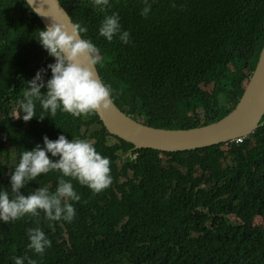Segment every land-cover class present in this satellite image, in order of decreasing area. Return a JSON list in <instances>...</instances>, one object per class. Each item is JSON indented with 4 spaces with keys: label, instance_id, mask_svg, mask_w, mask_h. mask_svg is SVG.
<instances>
[{
    "label": "trees",
    "instance_id": "16d2710c",
    "mask_svg": "<svg viewBox=\"0 0 264 264\" xmlns=\"http://www.w3.org/2000/svg\"><path fill=\"white\" fill-rule=\"evenodd\" d=\"M58 1L73 24L88 28L81 37L100 49L95 67L111 86L113 103L152 128L187 130L224 118L264 44V0H147V17L145 0H109L104 12L92 0ZM113 13L130 43L99 35ZM42 30L25 1L0 0V191L11 195L10 175L23 151L60 135L91 139L110 159L112 184L94 194L63 177L81 197L62 201L75 208L71 223L48 221L43 213L0 221V264L24 256L36 264H264V125L226 151L216 145L161 154L121 140L108 145L112 136L96 114L51 116L36 101V117L14 120L9 113L36 73L45 69V83L52 75L47 66L56 61L36 40ZM120 152L134 157L116 165ZM61 177L42 174L21 193L54 192ZM36 227L51 241L43 255L27 247V230Z\"/></svg>",
    "mask_w": 264,
    "mask_h": 264
},
{
    "label": "clouds",
    "instance_id": "9594fccd",
    "mask_svg": "<svg viewBox=\"0 0 264 264\" xmlns=\"http://www.w3.org/2000/svg\"><path fill=\"white\" fill-rule=\"evenodd\" d=\"M33 3L34 0H26V6L35 11L32 7ZM92 4L100 12H104L109 6V0H92ZM145 5L141 15L147 17L151 5L147 0ZM35 12L46 16L38 11ZM52 18L54 22L46 29L42 25L44 30L39 31L36 39L56 61L47 66L51 70V78L45 83L43 79L45 69H40L36 73L35 78L27 84L28 90L24 93V98L17 102L18 108H13L9 113V116L15 120L22 117L24 122H28L36 117V101H39L42 109L51 116H55L57 111L61 110L73 117L87 116L107 111L113 105L111 86L100 80L93 70L101 61L100 49L90 40L81 37V33H86L88 28L74 23L69 29L64 24L56 23L55 18ZM99 35L108 42L117 35L123 43L131 42L130 33L121 31L120 19L116 13L105 15L99 27ZM45 88L47 91L42 92ZM248 137H238L220 144L223 145L221 149L226 151L230 144H241ZM112 138H116V141L121 140L113 136ZM88 139L69 141L64 135H60L57 140L52 141L45 136L43 148L37 145L31 151H23L18 165L10 175L11 195L7 190L0 191V221L7 224L26 215L38 218L43 213L48 221L64 220L71 223L76 215L75 208L71 203L62 204V201L78 202L81 197L74 190L70 180L63 177L78 181L94 194L110 187L112 184L110 159L98 153L91 139ZM237 139H241V142L235 143ZM49 153L51 157H59V159L54 162L49 158ZM122 154L134 157L132 153ZM203 170L205 169H199L198 172L202 173ZM52 171H59L62 174L54 192H50L47 187H39L29 195L21 193V189L28 182L35 181L42 174ZM27 236L30 241L27 247L30 251L43 255L45 250L51 247V241L39 227L28 229ZM13 259L15 264H25V260L27 264H36L35 260L27 256L13 257Z\"/></svg>",
    "mask_w": 264,
    "mask_h": 264
},
{
    "label": "water",
    "instance_id": "95a60500",
    "mask_svg": "<svg viewBox=\"0 0 264 264\" xmlns=\"http://www.w3.org/2000/svg\"><path fill=\"white\" fill-rule=\"evenodd\" d=\"M32 7L46 15H39L30 8L45 29L54 22L52 17L56 23L64 24L69 29L73 24L58 0H34ZM93 70L99 78L96 67ZM95 114L109 135L133 145L136 150L187 152L227 143L238 137H248L264 124V120L261 121L264 116V44L238 103L228 115L215 123L187 130L152 128L122 113L114 103L109 110Z\"/></svg>",
    "mask_w": 264,
    "mask_h": 264
},
{
    "label": "rangeland",
    "instance_id": "374dc122",
    "mask_svg": "<svg viewBox=\"0 0 264 264\" xmlns=\"http://www.w3.org/2000/svg\"><path fill=\"white\" fill-rule=\"evenodd\" d=\"M14 120H15V118H14ZM98 129H99L98 126H94V128L92 127V130H98ZM88 140H90V139H88ZM90 141H92V140H90ZM92 142H93V141H92ZM116 143H117V141H116L114 138H111V137L107 138V144H108V145H115ZM119 156H120V158H119V160H117V165H119L120 161H124L125 158L127 157L126 154H122V153H119ZM225 164H226V163H225ZM206 167H207L206 164L203 165V168H204V169H206ZM256 221L258 222L259 220H256Z\"/></svg>",
    "mask_w": 264,
    "mask_h": 264
},
{
    "label": "built area",
    "instance_id": "2783aa9c",
    "mask_svg": "<svg viewBox=\"0 0 264 264\" xmlns=\"http://www.w3.org/2000/svg\"><path fill=\"white\" fill-rule=\"evenodd\" d=\"M234 142H235V143H239V142H241V139H237V140H235Z\"/></svg>",
    "mask_w": 264,
    "mask_h": 264
},
{
    "label": "flooded vegetation",
    "instance_id": "af4514ba",
    "mask_svg": "<svg viewBox=\"0 0 264 264\" xmlns=\"http://www.w3.org/2000/svg\"><path fill=\"white\" fill-rule=\"evenodd\" d=\"M200 174V172H198Z\"/></svg>",
    "mask_w": 264,
    "mask_h": 264
}]
</instances>
